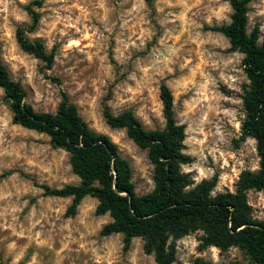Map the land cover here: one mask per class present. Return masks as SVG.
I'll list each match as a JSON object with an SVG mask.
<instances>
[{
    "label": "rangeland",
    "instance_id": "374dc122",
    "mask_svg": "<svg viewBox=\"0 0 264 264\" xmlns=\"http://www.w3.org/2000/svg\"><path fill=\"white\" fill-rule=\"evenodd\" d=\"M33 0H0V60L25 91L37 112L55 113L61 91L90 130L106 135L131 169L137 196L154 189L147 150L110 128L102 116L132 111L147 131L162 130L165 120L159 87L173 96L174 117L185 126L181 166L194 185L215 180L212 194L234 193L241 173L256 172L255 141L241 139V96L248 84L243 55L230 50L214 28L228 25L225 0H45L30 40L53 53L51 67L23 52L17 27L27 26L25 7ZM247 31L264 37V0H251ZM110 92V99L105 102ZM0 89V261L4 264H156L141 238L128 250L123 235L102 236L111 221L96 215L97 200L85 196L74 217H65L71 197H45L39 187L79 185L69 155L49 137L12 122ZM253 219L264 221V190L246 193ZM196 231L175 242L173 264H229L248 260L237 248L203 247Z\"/></svg>",
    "mask_w": 264,
    "mask_h": 264
},
{
    "label": "trees",
    "instance_id": "16d2710c",
    "mask_svg": "<svg viewBox=\"0 0 264 264\" xmlns=\"http://www.w3.org/2000/svg\"><path fill=\"white\" fill-rule=\"evenodd\" d=\"M231 7L228 25L214 28L229 42L230 50L243 55L242 68L248 84L241 96L244 119L241 139L255 141L259 157L256 172L241 173L234 193L212 194L216 181L204 180L194 185L181 166L191 162L183 152L185 126L174 117L173 96L161 83L159 98L165 125L162 130L147 131L132 111L113 115L103 105L102 116L110 128L125 129L127 137L139 148L147 150L153 166L154 189L137 196L131 182L129 163L123 159L109 137L89 129L79 116L65 92L55 113L37 112L25 102L22 86L11 79L0 60V89L3 101L12 113V122L26 129L46 134L50 143L69 155L72 172L79 185L52 189L39 186L45 197H71L65 217H74L81 200L89 195L98 204L96 215L108 213L111 221L100 231L102 236L123 235V248L128 250L133 238L143 240L146 254L153 255L156 264H173L175 242L201 231L203 247H216L221 251L237 247L247 258V264H264V221L253 219L247 202L249 190H264V37L258 27L247 31V11L251 0H225ZM45 0H33L25 10L30 17L27 26L15 31L19 48L40 60L49 69L54 59L39 40L27 35L37 29L40 9ZM146 3L153 13L152 0ZM110 92L105 102L110 98ZM0 264H4L0 261ZM229 264H241L230 262Z\"/></svg>",
    "mask_w": 264,
    "mask_h": 264
}]
</instances>
